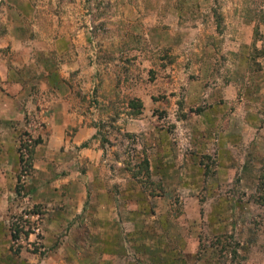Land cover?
Instances as JSON below:
<instances>
[{"label":"rangeland","instance_id":"374dc122","mask_svg":"<svg viewBox=\"0 0 264 264\" xmlns=\"http://www.w3.org/2000/svg\"><path fill=\"white\" fill-rule=\"evenodd\" d=\"M261 50L264 0H0V264H264Z\"/></svg>","mask_w":264,"mask_h":264},{"label":"trees","instance_id":"16d2710c","mask_svg":"<svg viewBox=\"0 0 264 264\" xmlns=\"http://www.w3.org/2000/svg\"><path fill=\"white\" fill-rule=\"evenodd\" d=\"M216 15V14H215ZM253 50L254 51H257V48L255 46H253ZM261 52H264V50ZM29 153L30 155L27 156V157H22L20 156L21 160H22V169L24 168V164L28 165L30 162H31V154H32V147H30L29 149ZM133 167V166H132ZM129 171H130V174L132 176H134L136 179H138L139 181L143 182L140 177H139V174H144V176H146V179L149 175V170H148V162H147V159L145 157H142V159L140 161L137 162V165H136V168L133 167L132 168H129ZM208 171V166L207 164H205V169H204V173H207ZM261 177V176H260ZM258 185H259V188L262 187L263 188V191H262V194L261 196H259L257 198V203L259 205H262V207L264 208V178L262 179V181H258ZM35 208L38 209V205L35 204L34 205ZM27 224H32L30 220H26ZM12 229L13 230H19L21 227L18 225V223H12ZM25 235L27 234L26 233V230L24 231ZM212 237L210 238V240L208 241V245H212V244H217V243H220L223 241L224 237L227 236L225 233H222V234H213L211 235ZM233 236V235H231ZM198 244V243H197ZM235 244V243H234ZM236 245V244H235ZM234 248L232 249V252H233V255L235 254L234 253Z\"/></svg>","mask_w":264,"mask_h":264},{"label":"crops","instance_id":"0c3cea01","mask_svg":"<svg viewBox=\"0 0 264 264\" xmlns=\"http://www.w3.org/2000/svg\"><path fill=\"white\" fill-rule=\"evenodd\" d=\"M85 156L89 157L88 155H85ZM89 158H90V157H89Z\"/></svg>","mask_w":264,"mask_h":264}]
</instances>
